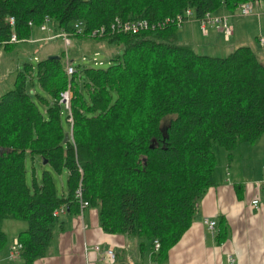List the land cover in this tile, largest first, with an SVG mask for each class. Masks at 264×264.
Masks as SVG:
<instances>
[{"label":"trees","instance_id":"obj_1","mask_svg":"<svg viewBox=\"0 0 264 264\" xmlns=\"http://www.w3.org/2000/svg\"><path fill=\"white\" fill-rule=\"evenodd\" d=\"M248 2L264 0H0V51L30 40L47 17L55 34L82 39L117 16L153 24L187 8L203 17L238 12ZM80 21L85 35L75 33ZM179 28L94 38L122 52L106 68L75 65L71 78L65 52L24 63L14 88L0 97V255L8 244L3 222L13 218L28 223L18 235L24 264L46 257L59 222L54 212L80 214L79 189L105 232L137 238L155 262L189 230L217 183L221 151L231 155L264 134V62L250 46L223 57L200 54L180 42ZM13 34L19 42H10ZM35 81L40 91L31 90ZM69 83L70 110L61 102ZM29 156L44 165L32 184ZM64 170L67 190L59 194L54 174Z\"/></svg>","mask_w":264,"mask_h":264},{"label":"crops","instance_id":"obj_2","mask_svg":"<svg viewBox=\"0 0 264 264\" xmlns=\"http://www.w3.org/2000/svg\"><path fill=\"white\" fill-rule=\"evenodd\" d=\"M222 13L228 14L227 11ZM263 14L264 7L258 3L254 4L252 15L231 14L235 27L233 36L239 27ZM196 26L195 22L193 27ZM38 32L42 31L38 29ZM193 32L188 35L192 36ZM204 36L213 41L220 37L225 42L231 40L225 39L218 26H210L209 34ZM261 165L262 168L254 172L236 157L229 163L219 162L217 183L202 199L192 226L161 263L154 261L151 252L144 256L137 238L105 232L98 210L88 206L78 215L69 212L59 215L48 255L34 264H112L105 257L108 249L116 252L114 264H127L129 258L138 264H264V160ZM254 200L260 201L259 207L254 206ZM206 219L217 221L214 230L205 224ZM17 239L18 236H14L8 249L1 252L0 264H24L21 254L12 256ZM97 246L100 251L95 249Z\"/></svg>","mask_w":264,"mask_h":264},{"label":"rangeland","instance_id":"obj_3","mask_svg":"<svg viewBox=\"0 0 264 264\" xmlns=\"http://www.w3.org/2000/svg\"><path fill=\"white\" fill-rule=\"evenodd\" d=\"M257 3L264 7V2ZM257 3L253 4L257 5ZM223 11L227 10H220L216 13L224 14L222 13ZM227 12L228 14H239V11ZM195 19L196 18L193 17L180 26L179 39L181 43L190 44L193 42V46L198 53L218 57L227 56L240 46H250L258 52L260 59L264 62V46L260 45L257 37L260 34H264V14L253 17L250 22H246L244 26L239 27V29H237L236 35L231 37L229 42H225L221 39V37L216 41H213L211 37H205L204 32L201 30L200 23ZM195 22L197 24L196 28L193 27ZM41 26L39 30L42 32H38V29H35V33L30 40L20 42L15 47H11L10 50L0 51V97L7 91L14 88L17 75L21 69H23L25 62H31L35 65L37 64L35 61L36 56L41 58L48 56L49 53L61 54L62 52H65L67 55L66 51H68V55L74 60L75 65H94V63L83 62L82 58L87 56L91 59L96 53H98V58L104 63L103 66L100 67L106 68L110 66L112 61L111 59L116 54L122 52L121 49L112 47L105 40H96L94 38L81 39L77 37L72 38L71 45L68 49H66L64 40L62 39L63 37L60 36L61 33L55 34L53 30H43ZM191 27L193 28L194 32L190 30ZM184 30H186L185 34L182 36ZM191 32H193L192 36H189L188 33ZM29 83H31L30 78ZM30 86L32 91H40L37 81H35V85L30 84ZM66 121V115H64V124L66 128H68ZM233 157H236V159L241 161L243 160L244 164L249 165L250 169L254 172H256L258 168H262L263 165L260 166V164H262L264 160V134L259 138L258 141L254 143L240 144L235 150L232 151L231 155H229L226 150H222L219 156V162L224 163L227 161L229 163ZM34 166L35 169L33 168ZM43 168L44 165H42L41 161L35 160L33 162L32 158L30 156L28 157L27 176L30 184H32L34 173L36 174L38 180H41ZM47 168L49 167L47 166ZM54 177L57 182L59 194H63L67 190L68 171L64 170L62 174L56 173L54 174ZM91 208L97 209V207L92 206ZM27 227L28 223L23 219L9 218L4 220L3 229L8 236V244L5 250L8 249V245L12 241V238L14 236H18L20 232L26 230Z\"/></svg>","mask_w":264,"mask_h":264},{"label":"built area","instance_id":"obj_4","mask_svg":"<svg viewBox=\"0 0 264 264\" xmlns=\"http://www.w3.org/2000/svg\"><path fill=\"white\" fill-rule=\"evenodd\" d=\"M254 11V4L252 2L244 3L240 6L239 14L241 16H249ZM231 14H218L216 12H207L203 17H197L194 10L192 8H187L184 13L178 14L175 18H167L164 22H160L157 25H153V27H163L169 23H176L178 26H182L185 22H187L189 19L195 17L200 25L201 29L204 32L205 35L209 34L210 26H218L223 30L224 37L228 41L231 39V37L235 33V27L231 21ZM9 22L11 25H15L16 21L13 16L9 18ZM32 24V23H31ZM151 27L148 20L142 19V20H134V21H126L123 20L121 17H116L115 20L111 23V25L106 26L103 25L101 27H97L94 30H92L88 36L90 38H103L108 34H137L143 30H147ZM43 30H52L51 29V20L49 17L46 18L45 23L41 26ZM75 33H78L80 35H85V29H84V23L82 21L75 24ZM60 36H62L66 49L69 48V46L72 43V38L74 35V32H67L62 31ZM58 33V34H59ZM20 40L18 37L13 34L10 42L16 43ZM259 43L261 46H264V34L259 35ZM66 55L67 60V74L69 78L72 77V75L76 72V67L74 64V60L70 58L68 55V51ZM66 54V53H65ZM99 54L96 53L91 59L87 56H84L82 58L83 62H90L94 63L95 66H102L104 63L98 58ZM37 59V58H36ZM73 93L71 89V83H69V87L67 90L61 93V102L66 106L67 109L70 110L71 108V99H72ZM77 197L79 198L81 202V210L89 206V203L83 200V194L82 190L79 189L77 192ZM259 200H254L253 204L255 207H259ZM65 212V208L61 207L57 209L54 214L56 216L60 215L61 213ZM205 224L210 229H215L217 225V221L206 219ZM23 248L22 243L17 239L15 240L14 246L12 248V256L16 257L18 254H21V250ZM161 248V243L156 240L155 241V250L158 251ZM97 251H100V247H95ZM105 257L108 259V261L112 264L116 263L117 261V255L116 252L113 249H108L105 251ZM127 264H138L134 259L129 258L127 260Z\"/></svg>","mask_w":264,"mask_h":264},{"label":"water","instance_id":"obj_5","mask_svg":"<svg viewBox=\"0 0 264 264\" xmlns=\"http://www.w3.org/2000/svg\"><path fill=\"white\" fill-rule=\"evenodd\" d=\"M50 58H60V56L59 55H51ZM71 139H72V133H70V132L66 133L64 142L67 143ZM45 163H47V161H45Z\"/></svg>","mask_w":264,"mask_h":264},{"label":"bare ground","instance_id":"obj_6","mask_svg":"<svg viewBox=\"0 0 264 264\" xmlns=\"http://www.w3.org/2000/svg\"><path fill=\"white\" fill-rule=\"evenodd\" d=\"M117 17H119V16H117ZM162 22H164V21H162ZM149 23H150V21H149ZM158 23H160V22H158ZM158 23H153V24L150 23V25H151L150 28H155V27H153V25H157ZM150 28H149V29H150Z\"/></svg>","mask_w":264,"mask_h":264}]
</instances>
